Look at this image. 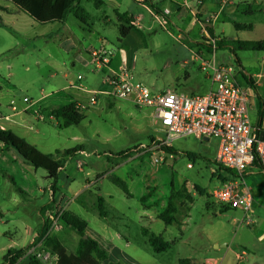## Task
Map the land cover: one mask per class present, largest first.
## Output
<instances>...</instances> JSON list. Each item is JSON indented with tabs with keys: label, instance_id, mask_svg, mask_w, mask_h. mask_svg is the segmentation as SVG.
<instances>
[{
	"label": "rangeland",
	"instance_id": "374dc122",
	"mask_svg": "<svg viewBox=\"0 0 264 264\" xmlns=\"http://www.w3.org/2000/svg\"><path fill=\"white\" fill-rule=\"evenodd\" d=\"M206 1L216 6L212 15L201 12L194 17L186 12L180 19L176 5L165 0L159 6L171 10L172 20H168L154 19L133 0H121V11L143 17L141 27L122 38L119 27L106 28L102 23L105 14L115 19L112 4L97 8L92 1L81 3L91 15L93 29L88 30L72 14L65 23L41 24L13 2L0 0V126L10 129L16 146L25 142L17 149L0 141V264H6L9 248L30 247L46 220L52 229L49 236L60 241V248L53 252L52 246L40 242L29 248L17 264H29L30 255L43 264H55L59 257L69 254L73 259L68 261L79 264L75 254L79 235L61 222L64 211H73L88 222L90 229L107 237L113 255L98 260L93 254L88 264L116 260L121 264H179L186 258H212L216 264H264V228L258 231L254 225L242 223V211L222 209L213 195L221 183L219 176L226 175L217 171L213 139L176 138L168 153V146L158 147V138H154H164L165 134L152 110L117 98L107 102L100 96L96 105L83 110L79 124L65 128H59L52 114L40 108L66 105L61 89L74 83L79 75L85 85L87 78L95 75L94 86L88 88L106 89L107 74L122 67L133 82L142 83L154 93L168 88L204 93L210 84L194 54L209 58L214 55L217 62L237 68L238 57L248 74H264V52L237 50L236 57L228 48H217L210 55L205 53L209 45L215 46L207 31L213 28V22L218 38L264 39V0ZM67 30L74 47L63 38ZM101 44L115 52L112 64L97 69L85 49H98ZM68 72L70 76L65 77ZM240 81L245 85L242 76ZM58 96L61 98L56 101ZM13 113L11 119H6ZM75 148H79L77 152L65 155L66 150ZM122 150L128 154L120 156ZM113 155L123 165L120 170H113L108 160ZM170 159L174 162L169 163ZM188 163L193 168H188ZM113 176L126 181L131 196L112 182ZM170 192L180 213L187 212L186 193L195 194L182 228L178 223L167 225L155 215L161 211L159 206L156 211L146 210L140 200L148 194L150 200L165 202ZM99 197L104 199L100 208ZM42 208H46L44 217ZM142 228L161 235L172 243L171 247L155 253ZM117 232L127 236L128 245L125 239L111 241V233Z\"/></svg>",
	"mask_w": 264,
	"mask_h": 264
},
{
	"label": "built area",
	"instance_id": "2783aa9c",
	"mask_svg": "<svg viewBox=\"0 0 264 264\" xmlns=\"http://www.w3.org/2000/svg\"><path fill=\"white\" fill-rule=\"evenodd\" d=\"M169 12V9L164 10L165 14ZM114 52L104 46L93 49L90 56L95 68L110 65ZM196 58L210 80V89L206 93L184 94L175 90L154 93L142 83L133 82L127 69L122 67L105 79L106 89L87 91L82 85L74 86L90 95L87 105L78 102L76 107L83 112L90 105H96L100 96H104L130 101L138 108L151 109L165 134L164 138H158V147L170 146L174 139L187 136L219 140L216 163L223 169L235 172L236 176L220 181L213 195L218 203L242 211V223L251 225L250 212L254 199L246 176L256 165L257 157L264 171V137L261 139L264 128L254 126L250 121V94L248 87L240 81L242 70L217 62L214 55L210 59L203 56ZM81 79L78 76V80ZM24 101L29 102V99L24 98ZM12 108L16 109L15 106ZM188 168H193V165L189 163Z\"/></svg>",
	"mask_w": 264,
	"mask_h": 264
},
{
	"label": "trees",
	"instance_id": "16d2710c",
	"mask_svg": "<svg viewBox=\"0 0 264 264\" xmlns=\"http://www.w3.org/2000/svg\"><path fill=\"white\" fill-rule=\"evenodd\" d=\"M13 2L20 10L24 13L29 15L35 21L41 24H48L53 22H62L67 19L69 14H72L76 19H78L81 23L89 26L91 15L90 13L81 6V3L85 0H6ZM92 1L97 8L103 6V0H86ZM149 5V0H145ZM119 18L126 22V25L121 24L119 26L120 35L122 38L128 36L131 30L134 28L131 25L130 18L127 17V14H119ZM238 28H243V26L237 25ZM209 36L211 39L215 40V46L209 45L206 48V52L208 54H212L217 48H228L235 56L236 51H259L264 52V39L262 40H228L222 36L219 38L216 37V33L213 28L207 29ZM237 57V56H236ZM238 65L240 64V60L236 58ZM242 76L244 77L245 81L251 84L254 89L256 87L252 83V79L248 78L245 73L242 71ZM1 107V104H0ZM52 116L57 120V126L59 128H65L72 125L79 124L83 118V112L78 110L76 107V103H70L62 108L52 110ZM0 141L3 142L8 147H15L20 149L22 145H25L24 141L19 142V146H16L15 139L13 138L12 132L10 130H4L0 128ZM21 144V145H20ZM79 148H75L74 150H66L65 155H70L73 152L78 151ZM168 153L172 152L171 147H165ZM32 149L29 148V151ZM128 154V151H121L119 153L120 156H124ZM195 157V155H193ZM256 166L261 167L260 160L257 157L255 161ZM216 171V170H215ZM214 171V172H215ZM217 171L221 173H225L226 175H220L219 180L224 182L230 180L236 176L235 172L223 169L222 167L218 166ZM52 176L57 179V173L53 172ZM112 182L116 184L126 195L131 196L129 191V187L125 180L118 176H113ZM53 190H56L55 185H52ZM203 194L202 192H198ZM150 197V195H144L141 198V202L144 204L145 201ZM188 202H192L193 198L189 193H186L184 197ZM103 198H98V205L99 208L103 203ZM221 204V203H219ZM223 206L222 209H231L229 206L221 204ZM146 208H150V206H146ZM46 208H42V216L45 215ZM178 206L174 200V195L171 193L167 206L159 212L158 218L165 222L167 225H173L177 223V214ZM224 212V211H223ZM61 222L63 225L68 226L73 231H75L79 235V241L76 248V261L79 264H88V259L91 255H95L98 260H105L108 258V254L105 250L101 249L100 245L97 241L86 234V229L88 226V222L79 217L73 211H64L60 217ZM50 229V223L48 220L44 222L40 231L37 233L35 239L31 243L30 247L24 249H16V248H9L7 250L5 256L6 264H17L20 260L25 258L28 249L31 247L36 246L38 243L43 242L45 247L50 248L53 247V252H57L60 248V241L57 238L50 237L48 231ZM142 234L146 237L148 244L151 246L155 253H161L168 250L172 243L165 241L161 235H155L153 232L149 231L147 228H142ZM68 258L73 259L72 256L69 254L67 257H59L58 261L55 264H72L68 261ZM29 264H43L37 256L30 255L29 257ZM113 264H121V263H113ZM179 264H190L189 259H180Z\"/></svg>",
	"mask_w": 264,
	"mask_h": 264
},
{
	"label": "crops",
	"instance_id": "0c3cea01",
	"mask_svg": "<svg viewBox=\"0 0 264 264\" xmlns=\"http://www.w3.org/2000/svg\"><path fill=\"white\" fill-rule=\"evenodd\" d=\"M120 1L121 0H103L104 4L100 8H104L108 4H112L113 12H114V15H115V19L114 20H113L112 17H110L109 15H106V14L102 17V23H103L104 27L108 28L109 26H112V25H115V26L119 27L121 24H126V22L124 20L119 18V14H124V13L127 14L128 18H130L131 25L134 27L133 28L134 30L137 29L138 27H141V23L143 21L142 15L141 14L135 15V14H130L127 11H121V9L119 7ZM133 1L135 3L143 6L147 10L149 15H151L154 19L155 18H157V19L163 18L164 19V17H166L168 20H172V18L171 19L169 18V15L172 14L171 10L168 7H165L164 10L165 9H169V11H170L168 14H165L164 10L161 9L160 6H159L163 2H165V0H149L150 5L145 0H133ZM170 2L173 5H176V7L178 8L177 9V16H179L180 19L183 18L184 14L186 12H189L194 17H198V15L201 12L206 14V15H207V12H209V15H212L214 13L215 7H216V6H213L212 3H210V4L207 3L206 0H203V4H202V0H170ZM219 8H220V10H222L224 7H219ZM66 20H64L62 22L65 23ZM53 23H55V22H53ZM59 23H61V22H59ZM82 25H83L84 28H86L88 30H92L93 29L92 24L87 26V25L82 23ZM212 25H213V29L215 31L214 22H213ZM203 36L205 37L206 34H203ZM63 38H65V40L67 42H72L71 47H74L73 40H72V34H71V32L69 30H67L65 32V34L63 35ZM100 38H101L100 39L101 42L103 43L104 40L102 39V37H100ZM100 46H102V44ZM195 48L198 49V47H195ZM93 49H95V47H89V49H85V50L90 55V53H91V51ZM207 55H210V54L207 53ZM193 57H194L195 60H197L196 54H194ZM203 57H205L206 59H210L209 57H206V56H203ZM78 60L81 63H84L83 57H81V58L79 57ZM112 62H113V59H112ZM112 62H111V64H112ZM263 63H264V57H263ZM240 64L241 65H239V68L245 73L246 76H248V78L252 79V83L256 87V90H255L254 87L251 84H249L248 82L245 81V85L244 86L248 87V92L250 94V104H249L250 121H251V123L254 126H258V127L264 128V96H263V93H264V74L250 75V74H248L247 71H245V69H244V67H243L241 62H240ZM114 71L115 70H111V74ZM111 74H107V77L109 75H111ZM69 76H70L69 72L65 74V77H69ZM79 76H81V75H79ZM205 81H207V83L210 84V80H209V78H208L206 73H205ZM86 84L87 85H85L84 82H83V77H82V79L80 81L78 80V77H77L76 81L74 83H67V85L62 87L61 90H63L65 92V98H67L66 99L67 100L66 101V105H68L70 103H78V102L81 103V104H86V105L88 104V101H89L88 92L76 89L74 86L82 85L84 87V89L87 90V91H92V90L95 91V90H97V89L88 88L89 86H94V84H95V75L92 76V77H88L87 80H86ZM209 89H206V91L204 93H206ZM166 90H173V89H169L168 88ZM166 90H164V91H166ZM174 90L178 91L177 89H174ZM164 91H161V92H164ZM178 92H181V91H178ZM181 93H184V94H203V93H195V90H192L190 93H185V92H181ZM84 95H88V96H84ZM60 98L61 97L58 96V97H56L55 100L58 101ZM104 98H105V100L107 102L111 101V98H107V97H104ZM66 105H63L62 107L66 106ZM62 107L42 106L40 108L42 110L44 108H46L47 112L51 113L52 110L58 109V108H62ZM16 113H13L12 115H8L7 116L8 120L11 119V117H13ZM152 115H153V113H152ZM154 138H159V137H154ZM196 139L201 140V139H199L197 137H196ZM210 139H213L215 141L214 142L215 143V147L213 149L212 155H214L215 161H216V157H217L219 149H220V142H219V140H217L215 138H210ZM210 139L206 138L204 140L209 141ZM207 153L210 154L207 151L204 152V154H207ZM115 155H113V158H108V160L112 162L113 170H117V169L120 170L123 167V165H122V163L118 162V160H116ZM168 161H169V163H173L174 162V160H172V159H170ZM246 179H247L248 184L252 188L253 199H254L252 210L250 212V218L252 220V224L250 226L254 225L255 229H257L258 231H263L262 228H264V171L262 170L261 167H258V166L255 165L248 171ZM188 193L191 195V197L193 198V201H194L195 194L193 192L192 193L188 192ZM170 195H171V192L167 195L165 202H164V200H159L158 198L154 199V200H150V197H149L147 199V201H145L144 204L142 203V206L146 210L154 209L155 211L157 210V207L159 206L161 211H162L167 206V202H168V199H169ZM143 196H141V198ZM193 201L192 202H188L187 200L185 201L184 205H185V208L187 210V212H185V213H180V209H179V206H178V211H177L176 217H177V220H178L177 223H178V225L181 228H182V225H184V219L189 216V212L191 210V204L193 203ZM146 206H150V208H146ZM157 212H155V215L158 218V214H159L160 211L158 213ZM99 215L102 216L101 213H99ZM178 215H179V217H178ZM36 234H37V232L34 234V236ZM86 234L88 236H90L91 238H93L95 241L98 242V244L100 245L101 249H103V250H105L107 252L108 257L113 255V251L110 250V252H111L110 253L109 252V247H107V243H106L107 237H106V235H102V234L97 233L96 231L90 229L89 228V224H88L87 229H86ZM110 237H111V241L113 239H117V240L118 239L119 240L125 239V240H127V245L129 244L127 236L124 235V234H121L119 232L114 233V234L111 233ZM31 239H33V236H32ZM104 246H106V249H105ZM216 247L219 248L218 245ZM186 259H189V258H186ZM189 261H190V264H195V263L216 264L217 263L216 260H213L212 258L206 259L205 261H196V260H193V259H189ZM113 263H120V262H119V260H116V262H112V263L110 262V264H113Z\"/></svg>",
	"mask_w": 264,
	"mask_h": 264
},
{
	"label": "water",
	"instance_id": "95a60500",
	"mask_svg": "<svg viewBox=\"0 0 264 264\" xmlns=\"http://www.w3.org/2000/svg\"><path fill=\"white\" fill-rule=\"evenodd\" d=\"M263 137H264V133H261V139H263ZM207 139H209V138H207Z\"/></svg>",
	"mask_w": 264,
	"mask_h": 264
}]
</instances>
